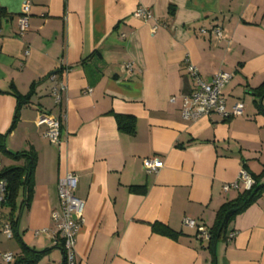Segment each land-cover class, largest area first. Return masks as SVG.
I'll list each match as a JSON object with an SVG mask.
<instances>
[{
  "label": "crops",
  "instance_id": "crops-1",
  "mask_svg": "<svg viewBox=\"0 0 264 264\" xmlns=\"http://www.w3.org/2000/svg\"><path fill=\"white\" fill-rule=\"evenodd\" d=\"M24 3L28 28L20 34ZM0 6L6 11L0 134L15 116L14 91H32L5 144L37 157L32 201L19 213L18 231L27 246L51 248L40 264L63 262L51 214L61 210L58 184L67 172L76 174L75 195L84 201L77 264H264V193L230 219L212 252L208 240L183 226L190 217L211 229L221 207L242 191L223 186L243 168L264 183V96L254 92L264 83V0H0ZM139 7L150 10L147 20L134 16ZM213 27L221 38L201 32ZM186 60L205 81L232 73L222 96L227 110L242 101L243 114L185 119L181 97L194 87ZM41 115L60 121L57 143L45 137ZM117 115L134 117L135 131L120 130ZM151 156L162 162L157 173L143 167ZM20 164L0 154V169ZM3 222L1 208L0 264H13L2 259L13 251Z\"/></svg>",
  "mask_w": 264,
  "mask_h": 264
},
{
  "label": "built area",
  "instance_id": "built-area-1",
  "mask_svg": "<svg viewBox=\"0 0 264 264\" xmlns=\"http://www.w3.org/2000/svg\"><path fill=\"white\" fill-rule=\"evenodd\" d=\"M29 4L24 3L23 14L18 18V28L20 34H23L28 28V12ZM135 17L147 20L151 16L149 9L139 7L134 12ZM202 33H210L216 38L223 36V31L219 27H213L209 31L201 29ZM186 68L188 73L193 77V90L181 97L182 99V114L185 119L195 120L199 117L209 116L212 114L220 115L228 119L234 116L242 115L245 105L242 101L236 102L231 110H227L225 99L222 96V88L232 78V73L226 71H218L209 81H205L199 74L194 64L186 60ZM132 63H126L127 71L132 70ZM62 89H64L62 87ZM59 98H57L58 100ZM174 101V98H172ZM47 126L45 137L50 142L57 143L59 137L60 121L53 118L51 115H41L39 122ZM143 167L147 173H157L162 167L161 160L156 156L147 157L143 160ZM76 174L67 172L62 177L58 184V193L60 199V211L52 212V219L55 223L54 236L56 243L61 244L63 252V264H77L76 260V235L83 222V207L84 201L75 195L76 189ZM254 184L253 178L245 169L241 170L236 181L227 183L223 186L224 191L234 190H249ZM4 190V182H0V199ZM183 226L196 230L197 234L205 240L210 239L209 229L200 224L196 219L190 217L183 218ZM4 234L10 238L11 229L7 224L3 226ZM38 232H36L37 234ZM61 240V241H60ZM14 254L11 252L4 253L2 259L5 263H11L14 260Z\"/></svg>",
  "mask_w": 264,
  "mask_h": 264
},
{
  "label": "trees",
  "instance_id": "trees-1",
  "mask_svg": "<svg viewBox=\"0 0 264 264\" xmlns=\"http://www.w3.org/2000/svg\"><path fill=\"white\" fill-rule=\"evenodd\" d=\"M5 14V9L0 6V22ZM254 92L259 99L264 96V83L255 88ZM14 94L17 97L18 105L9 131L4 135L0 134V154L17 162L22 161V164L3 166L0 169V182H4V190L2 192V198L0 199V209L2 208V218H4L2 225L4 226V224H7L10 227L12 233L10 238H15L20 245V253L14 259L13 264H38L41 257L49 253L51 248L35 250L27 246L18 231L19 213L23 211L24 208H29L32 201L34 170L37 157L33 151L11 152L5 144L7 135L14 128L19 118L20 109L29 103L32 91L26 95H21L16 91H14ZM261 109L264 111V107H261ZM116 121L120 130L128 133H133L135 131L134 117L117 115ZM243 169L247 170L246 168ZM250 176L254 180V184L251 188L249 190H242L235 200L225 203L217 214L214 226L209 229L210 239L208 240V248L211 252L213 251L215 242L222 238L230 219L241 213L264 193V183H260V177H255L252 174H250ZM132 190L144 192L142 188L138 187H133ZM20 195L22 199L18 202ZM3 210L7 211L5 212ZM153 228L159 233L171 234V231L162 224H154ZM57 245L62 249L61 244L58 243Z\"/></svg>",
  "mask_w": 264,
  "mask_h": 264
},
{
  "label": "rangeland",
  "instance_id": "rangeland-1",
  "mask_svg": "<svg viewBox=\"0 0 264 264\" xmlns=\"http://www.w3.org/2000/svg\"><path fill=\"white\" fill-rule=\"evenodd\" d=\"M10 245H11V250H13L12 251V253L14 254V255H16L18 252H19V249H20V245H19V242L15 239V238H11L10 240ZM48 254V253H47ZM46 254V255H47ZM45 255V256H46ZM45 256H43V257H41V259H40V263H41V260L45 257ZM39 263V264H40Z\"/></svg>",
  "mask_w": 264,
  "mask_h": 264
},
{
  "label": "water",
  "instance_id": "water-1",
  "mask_svg": "<svg viewBox=\"0 0 264 264\" xmlns=\"http://www.w3.org/2000/svg\"><path fill=\"white\" fill-rule=\"evenodd\" d=\"M61 264H63V262Z\"/></svg>",
  "mask_w": 264,
  "mask_h": 264
}]
</instances>
